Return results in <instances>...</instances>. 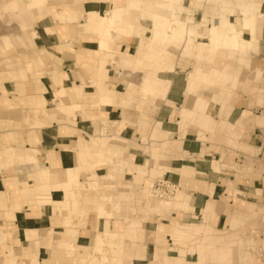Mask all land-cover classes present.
Masks as SVG:
<instances>
[{
  "label": "rangeland",
  "instance_id": "374dc122",
  "mask_svg": "<svg viewBox=\"0 0 264 264\" xmlns=\"http://www.w3.org/2000/svg\"><path fill=\"white\" fill-rule=\"evenodd\" d=\"M11 1H20V8L13 6L15 2H12V4ZM28 1L30 0H0V34H6L11 39L10 40L8 37H2L0 39V76H4V73L7 72L8 76L12 78V80L15 81L17 79V77L15 78V76L12 75L10 67L5 68V63L7 62H13L15 63V65L18 64L17 66H23L22 69H24V71L27 69V73H30L34 70H41L43 74H41V71L35 72L33 74L34 78L40 76V80L43 84H46L47 88L58 91L59 95H65V97L63 96V98H60V101H58V105L55 104L57 103L55 102L57 96L46 95V100L49 99L52 102V104L48 107L50 110H54L55 114H58L57 110H59V108L57 109V106L64 105L66 104V102L67 105L70 106L73 101L82 104V107L79 110L73 112L71 111V114L69 116H71L74 120L72 121V123H70L71 125L77 122V120L75 119V116H77V114L79 115L81 121H84L83 105L85 103L93 105L94 108H96V110L98 111L111 110V106L113 104L112 100L102 86V82L105 80L102 74V68L97 66L98 59L102 58V52H99V54L92 57V59L90 58L93 66L90 67V63L85 61L83 56V69L77 71L70 69V71H72L70 72L71 75L75 73L80 80H84V82L82 83H85L87 80H92L93 85L98 87L99 100L95 102H89L92 98H95L97 96H91L90 100H82L78 96L79 93L76 92L77 95L73 93L75 89L73 90L72 87L70 89L71 93L68 91V88H70L69 85H64V91L61 89L59 91L61 85V83L59 82V75L54 74L53 76L52 74V70H55L56 68L61 69L60 66L56 65V58L51 54L52 52L49 53L46 51L41 55L42 63H38L36 61V53L34 52L40 49L39 47L44 43L42 44L35 42L36 44L34 45L32 42H30V39L25 38V32L28 31L26 30L28 29L26 25L31 24V20L33 21V19L28 18V13L35 12L38 15V18H40L46 14H49L50 11L53 10L52 8L56 3L59 2V6H56V8L61 10L63 6L71 5L72 0H58L54 5L45 9H32L28 6ZM95 1L99 2V0ZM104 1L105 0H102L100 3H103ZM136 1L138 2V7L136 8L138 10H133L132 15L139 16L140 18H131L132 23L137 24L138 26L139 21L142 19L141 21L143 23V26L148 28L149 26H152L154 15L158 14L159 21L163 20V22L165 23V26H162V28L164 30H167L171 27L172 24L176 23L175 20L183 19L187 24L185 35H169V39H172L174 41L171 40V42L165 41L164 43H159V41H156L155 37H153L151 32L148 31V33L146 32L145 34L149 35L152 43V48L149 47L147 51L125 48L129 52H132L133 50L134 51L130 54L119 57L121 60V63H119L120 68L126 69L123 71V73L125 72L126 78L130 80H128V84L126 82L123 83L126 88L128 97L124 100L123 105L120 104V111H122L121 122L124 125L130 124L136 127L137 132L139 133V137L128 138L126 137V135L123 137L120 135V131L124 126L116 128V120H104L103 129L101 130V136L99 138L95 139L89 136L88 133L86 134L88 130H91L85 128V131H83V133L81 132V134L79 133L76 137L75 145L77 144V142L80 144H82V142H86L91 145V150L82 148L80 146L79 148H77L76 146L75 148H73L79 149L77 151L68 149L66 145L61 147V155H68L73 159L74 166L72 168L66 167V169H64L63 171L58 170V168H56L57 163L54 161V154L51 152H45L44 163L42 162L41 167L39 164V166L37 165V159L35 155H30V163L33 166L32 170L30 169L31 173L35 175L37 172L42 170L44 174H49L47 182H41L40 180L39 181L41 185L49 186L52 191L53 188H55L51 195L45 193L44 195L40 192H37L35 194L36 198L43 201L38 202L36 200V202H38L36 203V206H38V208H40L39 206H42L41 208L48 210L51 215H54V213H56V216H53L52 218V225L54 226V224H56L55 219L59 218L60 220L57 224L62 227V230L65 229V233H62L60 231V233H58L59 237L56 236V238L58 237V242L63 239L66 242V245L69 246H62L58 244V242H54L53 244L51 241V233H53V231L49 233V238L47 240L50 243H47L46 241L45 243L40 242L39 244L37 242V244H46V246L43 247H46V249L44 250L48 255H51L50 253L53 254L54 251H59V247L67 250V252L64 250V253H67V256L72 255V252L68 251H74V256L69 257L67 264H136L138 262L147 264V262L140 259L130 260L128 255L127 259L122 256L124 255L123 252L125 251L127 253H131L134 250H138L136 234L139 233L140 237V235H142V231L139 230L138 232H136L135 230L144 228L147 223V218H139L137 217L135 212L139 216L143 217L145 216V213L147 216L151 212H155L161 215L166 211L170 213V216H173L184 225H188L190 223H199L201 209L194 208L192 197L190 195V190L197 189V186L192 184L197 177L195 171L188 168H183L179 171H171L166 168V166L169 165L170 161H162L166 159L171 160L173 158L189 159V157L177 155L171 157L172 155L170 154L173 153V149L166 150L165 153L168 156L165 158L163 157V159L160 161L155 162L149 155L151 147L150 144H152V142L150 143V140L154 141L155 139H157V136L153 131L151 132L152 134H150V136L149 133L151 131V127L155 125L154 116L156 115L158 108L163 103L162 101L156 100L154 101V103L150 104L152 94L155 96H161L163 93L161 92L162 90L160 88L156 87L157 81L154 82L152 79V76L155 71H157V69L153 68L151 63L158 60H166L167 62V60L170 61L175 56L177 57L176 59H179L177 61L174 60V63L172 64H178V69L184 70L182 76L185 80L190 70L196 66L200 67V70L206 74H208V72L212 68H223V72L230 75V81L228 83V90L230 92L228 94V97H226L224 92L222 93V91H220L222 85V82L220 81H217L215 84H209L203 81H199L196 85L193 86L191 92H187L186 88L184 101L186 99V102H188L187 105H189L192 111H195V116L193 119H185L179 124L180 132L182 130H185L186 128H190L191 130L196 131L197 134H201L199 138L203 142L220 144L223 146L224 151H221L219 161H214V158H208L212 160L211 169L214 172H220L224 170V172L229 173L223 175V178H221L220 181V184L222 186L220 189L223 188V194L217 193L215 195L213 193L214 186L212 185L206 184V188L208 190V201L210 199V196H212L215 201L218 202L216 206V216L211 224V227L223 230V232L220 234L210 232L209 235H212L214 237L224 236L226 238L224 239V241L211 240L205 242L200 239H187L184 242L179 243L178 246L182 248V255L189 263L197 261L199 257L198 264H264V69L262 68L261 63L257 62L256 58H254L257 54L261 27L258 32L256 47L244 53H238L234 51H236V48L239 44L244 42V37L242 36V32H237L236 28L233 25H230L231 21H240L241 23H244V28H248L250 30V34H254V28L245 24V21L247 20V18L255 16L257 18V23L259 24V22L261 21V14L263 13L262 8L264 7V0H240L248 2V5L244 6L241 9H231L232 4H229V10L222 9L224 4L215 2L214 0H194L195 4L193 2L189 3L193 0ZM22 3L24 5L26 4L27 6H23ZM119 5H121V1L116 3V6ZM191 6L194 7L192 11ZM94 7H96V5ZM113 7H115V4ZM94 9L98 11V15H105V11H107L98 10V7ZM235 12L238 13V15H234ZM189 13H191V15L193 14V17L188 16ZM79 14L81 18L85 19L86 27L92 26V32H90V35H97L96 33L98 32V30L93 29L96 24L92 25L91 23L99 16H97L96 18L87 19L88 16L85 6L79 7ZM232 15L234 16L231 19L227 17H231ZM239 15L241 16V19L237 18V16ZM45 18H47V22H51L52 20L51 14L46 15ZM197 20L202 22V25L205 26L204 29H202V33L204 34L202 38L207 40L208 47L207 45L201 44L205 43L204 39L198 38V36H195L191 31V28L197 23ZM41 22L43 21L41 20L37 24ZM191 23L192 25H189ZM214 23H217L218 26L216 29H213V44H210L209 40L207 39V34L210 30L207 31V29L209 25L211 27ZM117 25L120 26L121 24ZM77 26L78 25H76L74 22L68 25L69 30L66 39L62 37L61 33H59L61 41L60 43L62 45L66 43H69L71 45L74 43L81 44V42L87 41L85 38H83L84 36L79 33V28H77ZM121 26L123 27V25ZM223 28L227 33L225 46L222 32ZM130 31L131 29L127 30L126 32ZM34 32L37 33L36 31ZM44 32L48 33L51 38H54L52 30L46 29ZM211 32L212 30L210 31V33ZM121 35L125 36L126 34L125 32L116 34V36ZM155 35L157 36V34ZM113 37H115V35ZM91 40L92 39L88 37V41L90 42ZM117 40L118 39L107 40L108 50L110 48V42L114 43V41ZM201 40L202 42H200ZM11 41H13L12 44ZM89 42H85L86 44L82 45L83 49L90 45ZM90 43H96V40H94V42L91 41ZM71 47H68L69 51L72 50ZM62 48L66 49L65 47ZM62 48H58L59 51L62 50ZM181 48L183 50L180 57L178 54ZM78 49H81V47ZM95 49H92L93 53L96 52ZM206 51L209 58L204 57L200 59V55L202 53H205ZM79 52L81 51L79 50ZM194 52L195 57L193 58L192 53ZM127 68H130L131 70L141 71L142 74H138L139 78L141 77V79L137 84L133 82L135 80L133 78L134 73L130 72L131 70ZM230 72H232V74ZM196 73H198L197 69ZM120 75V77H124L122 73ZM207 76H209V78L212 77L210 74ZM34 78L30 76V79H25V82L17 84L19 89L18 92H20L19 94L21 98H19L18 100L11 98V101H13V105L11 107H5L6 111L8 112L1 113L0 119H5L6 116L8 118H14L15 120L20 119L22 120V122L28 123L30 127H34V129L40 130L41 128H44L48 132L51 129L52 124H54L55 122L60 123L63 121V119L45 122L42 121V119H37L36 116H34V114H37L36 112L34 114L32 112L22 113L23 111L30 110L28 97L31 87L33 85H35L36 87H40L41 85H43L40 81H37V79L34 80ZM51 78L56 80H52ZM73 78L74 76L71 79ZM139 78H137V80H139ZM71 79L69 78L65 81H69ZM113 80L116 82L115 90H121V79L115 77L113 78ZM55 81L58 84H55ZM90 87L88 88L90 89ZM102 94L107 95L108 98L100 99ZM134 95H138V98L136 99ZM202 96L206 97L203 98ZM225 97L227 99L226 102L229 107H232V109H243V111L248 110L254 116L258 117V119L252 121L250 120L249 122L244 123V126H242L241 128H234L231 131L234 132L233 134L230 131L228 132V130L226 131L224 129H221L220 127L213 128L212 130L203 127L199 120V115L201 113L204 114L207 112V115L211 114V116L214 117L215 113L217 112V117L220 111V105L218 101ZM35 104V107L39 106L40 108H44L45 101L37 100ZM197 105H200L201 107L203 106V110L197 109ZM1 107L2 103L0 102V108ZM54 107L56 108L52 109ZM143 107H146L147 111H143ZM123 109H125L127 115L124 113ZM92 122L93 121H91L90 123ZM97 126H99V124ZM19 128L21 129L22 127L20 126ZM251 130H258V133L260 135L258 144L255 147L248 146L246 140L243 137V133L247 134ZM43 134L46 137L47 133ZM166 136L169 143L171 142L170 144H174L172 140H169L167 134ZM127 140V153L123 154V156L121 157L117 156L116 162L121 161L123 158L125 162L129 164L133 163V157L132 155H130V153H128V151L131 148V145L132 147H136V142L138 141H140V146H137V148L140 149L142 157H144L145 160L147 159V170L149 171V174L147 175L148 178H143V180H141L140 183L136 185V187H134V184H129L134 177L133 174L135 173V171L127 169V165L124 167L125 170L123 171L126 174H129V177L126 178L128 183L122 184L119 178H115L116 175L120 174V171L117 169L113 161V159L116 158V156L114 157V155L122 151V148H124V144ZM11 143L12 139L10 134L7 135V137L0 135V144H9L8 146L12 150V154L14 155V157L18 159L20 163H22V152L17 151L14 147L11 148ZM107 147L115 150V152H111L110 156L108 154V158L102 159L99 152L103 149L108 151ZM228 150H230L231 152ZM39 154L42 156L41 153ZM25 155L28 156V154ZM201 156H203V154H201ZM214 162H217L219 164L217 169H215L214 167ZM143 163H145V161L142 162V164ZM100 164L103 165L99 166ZM157 165L160 167L163 166V168H156ZM152 168L156 169L151 170ZM88 170H93L92 174L95 173V170L98 171L97 173H95V176H92L90 174H87ZM183 170H186L190 174H192V176L190 177L191 180L187 184L188 186L182 185L181 174ZM172 172H175V174H173ZM122 173L123 172H121V174ZM170 174H172V176ZM64 177L68 181L67 184L64 183ZM176 177L177 179H175ZM145 180L147 182H145ZM158 180H165L173 185V192L170 196L161 197L158 194H155L153 186ZM147 187L149 191L143 196V190H145V188ZM183 188L185 190V193L190 196L187 202V204H189L190 206V209H179L173 211L174 206H176L179 200L182 199L181 192ZM119 191L125 194L121 196L119 195ZM58 196L59 199H56ZM47 197L49 201L45 200ZM31 200H34L35 202L34 198H32ZM97 207L108 209L107 212L109 213V215L105 217L103 216L102 219L107 220V223H113L112 229L110 228V231H117L119 228V231H122L124 234L122 238L112 236L106 231V227L104 228L101 226V224L98 223L97 218L99 216L96 210ZM232 209H238L241 211V213H239V216L237 218H234V227L232 228L234 230L231 233L224 232L231 221ZM219 214L222 215V221L216 225V221L218 219L217 217ZM164 216L165 215H163V217L160 216L159 218L164 219L165 221L162 222H165L166 226H169L170 221L168 220V218H164ZM151 223L152 225H150L151 228L149 230L154 231L153 229H155L156 223ZM81 228L87 230V232L85 231L84 234L85 236L89 235V239L87 240H89L90 242H86L88 243L86 245L75 244V247H73L72 244L75 243L74 241L76 239H73L72 233L73 231ZM149 230L145 233L144 238L151 237V232ZM32 231L34 230L26 227L24 228V232L29 234L32 240H34ZM199 231L204 232L203 230ZM93 232L94 237L92 238ZM189 233L193 236L194 234L198 233V231H190ZM42 234L44 235L45 232H43ZM124 240L127 242L125 247H123ZM114 242H117V244L120 245V248H116V246L113 245ZM97 244L101 248L100 251H98L96 248ZM177 244L178 243H176L171 238V236H169V233H166L160 241V246L164 248L168 256L172 257H177L180 255L178 252L172 249L173 247L177 246ZM154 245L155 244L153 242L146 241L145 246L147 249V253L149 254V256L147 257V261L150 258L151 250ZM32 247L34 253L32 256L34 258H37L38 251L42 248L40 246H35L34 241H32ZM197 247L198 254H195L194 250H196ZM202 255L203 257L201 258ZM9 256L11 257V249L9 252ZM31 264H34L33 258L31 259Z\"/></svg>",
  "mask_w": 264,
  "mask_h": 264
},
{
  "label": "crops",
  "instance_id": "0c3cea01",
  "mask_svg": "<svg viewBox=\"0 0 264 264\" xmlns=\"http://www.w3.org/2000/svg\"><path fill=\"white\" fill-rule=\"evenodd\" d=\"M102 0H99V2H96L95 0H72L71 5L63 6L61 10L57 9L56 6H59V2L54 5L52 8L53 10L50 11L49 14H51L52 20L51 22H47L46 14L40 18H38V15L35 12L28 13V18L33 19L31 20V24L26 25L28 29L26 30H34L37 33H40L42 30L45 29H51L53 33V37L45 40L46 42L43 44L47 48L52 50V55L56 58V65L60 66L62 71L67 73L70 77V79L74 76L73 79L69 80V87L68 91L70 92L71 87L74 90V94L79 93L78 96L82 100H90L91 96H97L95 98H92L89 102H95L99 100L98 94L99 89L97 86L93 85V81L87 80L85 83L84 80H80L78 76L74 73L73 75L70 74V69L77 71L83 69V56L91 58V54L88 50V48H85L86 50L83 51V53L79 52V49L77 48L78 45H83L88 43V38L86 35L92 32V28L86 27L85 19L80 17L79 14V7L85 6L87 11V19L90 18H96L98 15V11H96L94 8L98 7L100 5V2ZM121 1V5L124 0H105L103 2V9L109 10L110 7L113 8L114 4ZM193 2L195 4V1H190L189 3ZM96 5V7H94ZM206 5V3H205ZM194 7L191 6V11ZM194 12V11H193ZM262 14H261V21L259 24L254 27V34H250V30L248 28H244V23H241L240 21L232 22L230 25H233L237 30H240L242 32V36L244 37V42L239 44L236 48V51L238 53H244L248 50H251L256 47L257 44V36L259 29L260 30V39L258 43V49L256 54V61L261 63L262 68L264 69V7L262 8ZM190 14V15H189ZM188 16L193 17L191 13H189ZM234 15H238V13H234ZM234 15L227 16L228 18H232ZM37 17V18H36ZM241 16H237V18H240ZM130 18H140L139 16H133L132 11L130 12ZM236 18V19H237ZM263 19V22H262ZM43 21L39 24H37L39 21ZM142 20V19H141ZM139 21L138 26L137 24H134L131 31L127 32L125 36L120 38L118 41H114V43H110V48L107 52H102V58H99L97 61V66L102 68V74L105 78V80L102 82V86L105 89V92L109 94L110 99L112 100V106L111 110L109 111H98L96 108H94L93 105L85 103L84 106V114L83 118L84 121H81L79 115L75 116L77 122L72 123L73 118L69 116L71 114V111H75L73 108H71L70 105L64 104L61 106H57V109L59 108L58 114L56 113L54 116V120L60 119L63 121L60 123H54L51 125V129L47 132L46 129L41 128L34 129V127H30V125L26 122H22V120H15L14 118H8L6 116L5 119H0V135H4L7 137V135L10 134L12 143L11 147H14L17 151H20L21 149V156H22V163L18 161L12 154V150L8 145L0 144V264H31V259L34 258L32 255L33 253V247H32V238L29 234L24 232V228H30L35 231V235L37 237L38 244L45 243L49 238V233H51L52 236V243L58 242V233L60 231L62 233H65V229L62 230V227L57 224L59 223V218L55 219L56 224L54 226L52 225V218L53 216H56V213L54 215H51V213L48 212V210L44 208H38L36 206L39 199L36 198L35 194L37 192H40L41 194H50L53 193V191L50 189L49 186H43L41 185L39 179L31 173L32 170V164L30 163V155L34 154L37 159V165L39 164L40 167L42 166V162L44 163V155L45 152H51L54 154V161L57 163L58 170L63 171L66 169V167L72 168L74 166L73 159L69 157L68 155L62 156L60 153V149L62 146H67L68 149L77 151L79 149H73L75 146L77 148H87L88 150H91V145L86 142H82V144L78 143L75 145L76 137L77 135L85 129H90L91 131H87L89 136L93 138H99L101 136V130L103 129V122L106 121H117V127H123V129L120 131L121 136H125L128 138H137L139 137V133L137 132L136 127L133 125L122 124L121 120V113L120 111V104L123 105L124 100L128 97L126 88L123 85L124 82L127 84L129 83L126 78V73L123 71L126 69H121L120 64V56L122 54H130L134 50H142L147 51L149 47H151L152 43L149 38V35L145 34L146 32L150 30L151 26L148 28L143 26L142 21ZM77 21V22H76ZM149 21V20H148ZM74 22L79 28V33L84 36L87 41L81 42V44H61L59 33L62 34L63 38H67L68 36V25ZM262 23V25H261ZM121 24L124 27L127 26V24H123L122 22L115 23ZM119 27H122V26ZM189 25H192L189 24ZM229 25V24H228ZM210 26V25H209ZM209 26L207 31L209 30ZM205 26L202 25V22L197 20V23L191 28L192 33L195 36H198V38H202L204 35L202 33V29H204ZM2 37H8V35L0 34V39ZM9 38V37H8ZM10 39V38H9ZM11 40V39H10ZM205 44L207 42L206 39H204ZM50 41V42H47ZM126 41V42H125ZM13 41H11L12 44ZM202 42V40L200 41ZM90 43V42H89ZM122 44V45H121ZM77 45V46H74ZM42 46V45H41ZM53 46V47H52ZM72 46V47H71ZM65 47L66 49L62 48ZM68 47L72 50H68ZM208 47V45H207ZM58 48H62V50L59 51ZM127 49H134L132 52H129ZM152 48V47H151ZM183 48V47H182ZM179 52V56L181 57L182 49ZM58 49V50H57ZM232 49V48H231ZM235 50V49H234ZM84 54V55H83ZM254 55V54H253ZM171 56V54H170ZM193 58L195 57V52L192 53ZM255 56V55H254ZM209 58L207 55V51L205 53H202L200 55V59L202 58ZM54 58V59H55ZM177 57H173L172 60L166 62V60H158L156 62H152L151 65L153 68L157 69L155 73L152 76V79L154 82L157 81L156 87L160 88L163 92L161 96H155L152 94L151 97V103H154V101H162V105L158 108L156 115L154 116V123L151 127V131H153L154 134L157 136V139L154 141H151L152 144H150V151L149 155L152 160L160 161L163 159V157H167L168 155L165 153L168 149H173V153L171 157L174 156H185L189 157V159L186 158H176V159H166L162 161H170L169 165L166 166L168 170L171 171H179L183 168L193 169L195 171V174L197 175L196 179L192 184L197 186L196 190H190V195L192 197V202L194 204V208L201 209L200 214V221L199 223H190L188 225H184L181 222H179L177 219H175L173 216H170V213L166 212L164 214H157L155 212H151L148 216L145 213V216H139L136 212L135 214L139 218H147V223L144 228L136 229L135 231L138 232L139 230L142 231V235L139 237V233L136 234L137 244H138V250H134L131 253H127L126 251L123 252L124 256L127 259L128 257L135 260H142L147 262V264H198L197 261L194 262H187L182 255L183 250L181 247H179V243L184 242L187 239H193V240H202V241H211V240H220L224 241L226 237L224 236H217L214 237L212 235H209L210 232H215L216 234H220L223 232V230L215 229L211 227L212 222L214 221V218L216 216V206L218 202L215 201V199L210 196V199L208 201V190L206 188L207 185L214 186V194L217 193L223 194V188L220 189L222 186L220 184L221 178H223V175L229 174L228 172H224V170L220 172H214L211 169V159L208 158H214V161H219L221 151L223 150V146L220 144H211L209 142H203L199 137L201 134H197L196 131L191 130L190 128H186L185 130H182L180 132L179 124L184 121L185 119H193L195 116V111H192L187 105L188 102H186V99L184 101V94L187 88V92H191L193 89V86L197 84V82H206V83H216L217 81L222 82L220 91L222 93L224 92L226 97H228L229 90H228V83L230 81V75L225 74L222 69L218 68H212L208 72V74L203 73L200 70V67H194L190 70L189 74L186 77V80L182 76V73H184V70L178 69V64L173 65L174 60ZM55 61V60H54ZM165 61V62H164ZM21 64V63H19ZM15 63L7 62L5 63V68L10 67L12 75L17 77V79L14 81L9 76H0V102L2 103V107L0 108V114L8 112L6 111L5 107L12 106L13 101H11V98H14L15 100H18L21 98L20 92L18 89L17 84H20L21 82H25V79H30V76L34 78L33 74L35 72H39L41 70H34L30 73H27L26 70L24 71L23 66H17ZM60 69V68H58ZM60 69V70H61ZM131 70L130 68H127ZM173 69V70H172ZM196 69L198 70V73H196ZM187 70V69H186ZM4 72V71H3ZM130 72L134 73V81L136 84L140 81L141 77L139 78V73L141 71L138 70H131ZM261 72V71H260ZM123 74L124 77H120V74ZM232 74V72H230ZM32 74V75H31ZM41 74L42 71H41ZM211 75L212 77L209 78L207 75ZM4 77V78H3ZM43 77V76H42ZM120 78L122 81V89L119 91L115 90L116 82L113 80V78ZM39 78V79H38ZM40 76L37 78V81L40 80ZM139 78V80H137ZM5 79V80H4ZM221 79V80H219ZM127 80V81H126ZM4 81V82H2ZM6 81V82H5ZM130 81V80H129ZM137 81V82H136ZM34 82V81H33ZM36 82V81H35ZM164 82V83H163ZM55 84H58L56 81ZM43 84V83H42ZM187 84V86H186ZM92 85V86H91ZM91 86V87H90ZM84 87V88H83ZM90 87V89L88 88ZM16 88V89H15ZM87 89V91H86ZM90 90V91H88ZM159 92V91H158ZM29 97L28 102L30 104V110L29 111H23L22 113L31 112L35 108V102L37 100H44L45 106L44 108L49 109L48 107L52 104V102L47 99L46 97L48 95H54L57 96V99L55 104L58 105V101H60V98L65 97V95H59L58 91L51 90L50 88H47L46 84L41 85L40 87H36L33 85L31 89L29 90ZM71 93V92H70ZM47 95V96H46ZM103 98H108L107 95L102 94ZM135 96V95H134ZM136 99L138 98V95L135 96ZM140 97V96H139ZM205 98L206 96H202ZM226 97L219 100L220 105V111L216 117L217 112L215 113V116H211V114L207 115V112L204 114L199 115V120L203 127L207 129H213L220 127L221 129L228 130V132L232 131L234 128L238 127L241 128L244 126V123L249 122L250 120H257L258 117L254 116L250 111L243 109H237L232 107H229V105L226 102ZM59 98V99H58ZM82 107V106H81ZM80 107V108H81ZM148 107V106H146ZM146 107H143V111H147ZM56 107L52 108L55 109ZM197 109L203 110V106L200 105L196 106ZM232 109V110H231ZM191 110V111H190ZM124 113L127 115L125 109H123ZM132 111V110H131ZM243 111V112H242ZM242 112V114H241ZM145 113V112H142ZM241 114V116H240ZM264 116V115H263ZM240 117V118H239ZM214 118V119H213ZM93 121L92 123H90ZM99 122V123H98ZM260 123V122H259ZM99 124V126H97ZM261 124V123H260ZM92 125V129H91ZM160 125V126H159ZM22 127L21 129L19 127ZM85 128V129H84ZM161 128V129H160ZM53 129V130H52ZM52 130V131H51ZM71 134H70V132ZM163 132H162V131ZM46 131V132H44ZM39 134H38V133ZM92 132V133H91ZM169 137V140H172L174 144H170L168 141V138L166 134ZM43 133H47L46 137ZM98 133V135H97ZM232 134L234 132H231ZM48 135V136H47ZM9 137V136H8ZM243 137L246 140V143L250 147H255L258 144V140L260 138V135L258 133V130H251L249 133H243ZM149 138V137H148ZM74 142V143H73ZM74 146H73V144ZM154 143V144H153ZM127 144L128 140L124 144V148H122V151L118 152V154H115L113 159L115 166L120 171V174L116 175V179H120L122 184H126L127 177H129V174H126L123 170L124 167L127 165L129 170H134L135 173L133 174V179L130 181L129 184L138 185L143 178H148L149 171L147 170V159L145 160L144 157H142V153L140 152V149L137 148V146H140V141L136 142V147H132L129 149L128 153L132 155L133 157V163H127L123 160L117 161V156H123V154L127 153ZM134 145V144H133ZM108 148V154L110 156L111 152H115V150ZM230 151V150H228ZM231 152V151H230ZM41 153L42 156L39 154ZM25 154H28L26 156ZM203 154V156H201ZM33 155V156H34ZM199 157V158H198ZM119 158V157H118ZM142 164V162H144ZM17 166H16V165ZM38 165V166H39ZM30 166V167H28ZM219 164L217 162H214V167L217 169ZM107 167V166H104ZM7 168V169H6ZM156 168H163L160 166H156ZM156 168H152L151 170H154ZM6 169V170H5ZM31 169V170H30ZM98 169V168H97ZM105 170V169H104ZM98 170H95L94 172L97 173ZM183 170L181 174V181L182 185L188 186L187 184L191 180L192 174H190L188 171ZM93 170H88L87 174H90L92 176H95L96 174H92ZM121 172H123L121 174ZM175 174V172H172ZM85 174V173H82ZM232 174V173H230ZM172 176V174H170ZM199 176V177H198ZM177 179V177L175 178ZM180 180V178H179ZM145 182H147L145 180ZM196 183V184H195ZM202 184V186H201ZM148 187L143 190V196L148 193ZM74 193V192H72ZM44 194V195H45ZM125 193L119 191V195H124ZM182 199L179 200L176 206H174V210L179 209H190L189 204H187L189 195L185 193L184 188L182 189ZM32 198L35 199L31 200ZM124 198V197H123ZM30 199V200H29ZM59 199V196L56 198ZM208 201V202H207ZM207 202V204H206ZM206 204V206H205ZM205 206V207H204ZM144 208V203H143ZM75 209V208H72ZM135 209V208H134ZM50 210V209H49ZM54 210V209H53ZM145 211V209H144ZM232 218L229 223V226L224 232H232L234 229V218H237L239 216V213H241L238 209H232ZM164 218H168L170 221V225L166 226L164 219H160L159 217L162 216ZM243 217V216H242ZM216 225L219 224V222L222 221V215L219 214L217 217ZM150 220V221H148ZM58 221V222H57ZM151 222L156 223L155 229L149 230L151 228L150 225H152ZM25 226V227H24ZM29 226V227H28ZM113 223H109L108 229H112ZM37 229V230H36ZM145 230V232H144ZM151 232V237L144 238L145 233L147 231ZM199 230H203L199 231ZM87 232L86 229H77L73 231V239L75 240L72 244L73 247L76 245H86L90 241L89 235L84 234V232ZM190 231H195L198 233L194 234L193 236L189 233ZM45 232L43 235L42 233ZM169 233V236L178 243L177 246L173 247L172 249L178 252L179 256H168L164 250L163 247L160 246V241L163 238V236ZM87 234V233H86ZM203 235V236H202ZM56 236H58L56 238ZM94 237V232L92 234V238ZM199 237V238H197ZM127 238V237H126ZM146 241L153 242L155 245L153 246L150 254V258L147 261V257L149 254L147 253L146 249ZM88 242V243H86ZM47 243H50L47 241ZM27 244V245H26ZM58 244L62 246H69L66 245V242L62 239ZM127 242L124 240L125 247ZM42 249L38 251L37 255V264H63L62 258L58 256V251H54L53 254L49 256L46 254V244L39 245ZM53 247V245H52ZM11 249V257L9 256V252ZM27 249V250H26ZM200 249V247H199ZM195 254H198V247L196 248ZM67 252V250H66ZM72 252V255L66 256H74V251H68ZM54 255V256H53ZM203 255L201 256V258ZM13 258V259H12ZM202 260V259H201ZM136 264H142V262H138ZM201 264V263H200Z\"/></svg>",
  "mask_w": 264,
  "mask_h": 264
},
{
  "label": "bare ground",
  "instance_id": "6f19581e",
  "mask_svg": "<svg viewBox=\"0 0 264 264\" xmlns=\"http://www.w3.org/2000/svg\"><path fill=\"white\" fill-rule=\"evenodd\" d=\"M56 1H58V0H30V1H28L29 3H27V4L32 9H40V8L41 9L42 8L45 9V8H48V7H51L52 5H54ZM214 1L218 2V3H221V4H224L222 9H228V10L230 9L229 4H232L231 5L232 6L231 9H241L244 6L248 5V2L240 1V0H214ZM12 2L13 3L15 2V3L13 4ZM11 3L15 7H19V5L21 6L20 1H17V2L16 1H11ZM23 6H27V5L23 4ZM102 7H103V3H100V5H98V10L103 11L104 9ZM137 7H138V2L136 0H124L123 3H122V6H116V3H115V7L110 8L109 10L105 11V15H99V17L91 23L92 25L96 24V26H94L93 29H97L98 30V32L96 33L97 35H95V34L90 35V33H89V34L86 35L87 37H85V38L90 37V39H92L91 40L92 42H94V40H96V43H89L90 45H88V47H86V48L90 47L89 48V52L91 54V59H92V57L98 55L99 52H107L108 51L107 40H113V39L114 40L115 39L120 40V38L123 37L124 35L116 36V34L123 33V32H125V34H126L127 30L132 29L134 23L131 22L130 12L135 10ZM29 10H30V8H29ZM136 10H138V9H136ZM161 21H159V15L155 14L153 22H152V26H151V28L149 30L151 32V34L153 35V37H155L156 41H159V43H164L165 41L171 42L172 39H169L170 38L169 35H176V36L177 35L178 36H184L185 35L187 24L184 22L183 19L175 20L176 23L172 24L171 27L168 28L167 30H164L162 28V26H165V23L163 22V20H161ZM117 22H122L123 24H127V26L119 27L118 25L115 24ZM165 22H167V21H165ZM245 22H246L245 24H247L248 26L253 27V28L258 25L257 18L255 16H252L251 18H247V20ZM217 26H218L217 23L212 24L211 27L209 26V30L210 31L212 30L211 33L209 31L208 34H207V39L209 40L210 44H213V36H214V33H213L214 30L213 29H216ZM45 30H42L40 33H35L34 30H31V31L28 30L27 32H25L26 33L25 34V38L30 39L31 40L30 42H32L34 45L36 43H42L43 44V43L46 42L45 40L51 38V36L48 33L44 32ZM236 31L237 32H241L240 30H237V29H236ZM222 32H223V37H224L223 39H224V46H225L226 40H227V36H226L227 33L224 30V28H223ZM155 34H157V36ZM112 35L113 36L115 35V37H113ZM172 41H174V40H172ZM47 42H50V41H47ZM110 43H112V42H110ZM201 44L208 45V42L206 44L205 43H201ZM66 45H68V44H66ZM74 46H77V45H74ZM78 46H80V45H78ZM78 46H77V48L81 47V49H79L81 51L80 53H83V51L86 50V49H83L82 45L80 47H78ZM39 48L40 49L36 50L34 53H36V61L38 63H42L41 55L44 54L46 51L50 53V52H52V50L47 48L46 46H43V45L40 46ZM92 49L93 50L95 49L96 52L93 53ZM124 55H126V54H122V56H124ZM84 59H85V61L90 63V67L93 66L92 62L90 61V58L84 57ZM52 71H53L52 72L53 76H54V74H58L59 75V82L61 83L59 91H60V89L64 91V89H63L64 85L68 86V83H69V81H65V80H68L71 76H69L67 73L63 72L62 70H60L58 68H56L55 70H52ZM4 74H5V76H8L7 72H5ZM51 79L52 80H56V79H53V78H51ZM86 91H87V89H86ZM72 99H73V97H72ZM100 99H106V98H103L101 96ZM66 104H67V102H66ZM81 106H82V104L77 103L76 101H73L72 104H71V108H73L75 111L79 110ZM31 112L33 114L36 112L37 114H34V116H36L37 119H42V121L51 122V121L54 120V116H55V111L54 110H50V109H46V108H40L38 106V107H35V109L33 111H31ZM20 151H21V149H20ZM99 154H100L102 159L108 158L107 157L108 156V151L105 150V149L101 150L99 152ZM21 161H22V156H21ZM103 163H104V161H103ZM101 165H103V164H100L99 166H101ZM35 176L41 182H47V180H48L47 178H49V174H44V172L42 170L37 172L35 174ZM63 179H64V183L67 184L68 181L66 180V178L64 177ZM54 190H55V188H53V191ZM45 200L49 201L48 197ZM39 201L42 202L43 200H38V202ZM45 204H47V203H45ZM39 207L41 208L42 206H39ZM48 207H49V205H48ZM96 210H97V213H98V216H99L97 218L98 219V223L101 224L102 227H104V228L106 227V229H107L106 231L109 234H111L112 236L122 238V236L124 234H123L122 231H119V228H118L117 231H110L108 229L109 223H107V220H103L102 219L103 216L105 217V216L109 215V213L107 212L108 209H105V208L102 209V208H98L97 207ZM32 236L34 238L33 241H34L35 246L38 247L39 245L37 244V237L35 235V231H32ZM97 245H96V248H97L98 251H100L101 248H100L99 245L98 246ZM113 245L116 246V248H118L120 246V245L117 244V242H114ZM58 250H59L58 251L59 252L58 256H60L61 258L64 259V260L61 259V260H63L64 264H67L69 257H67L66 254L64 253L65 249L62 248V247H59ZM71 250H72V247H71ZM33 262H34V264H36L37 263V258H33Z\"/></svg>",
  "mask_w": 264,
  "mask_h": 264
},
{
  "label": "built area",
  "instance_id": "2783aa9c",
  "mask_svg": "<svg viewBox=\"0 0 264 264\" xmlns=\"http://www.w3.org/2000/svg\"><path fill=\"white\" fill-rule=\"evenodd\" d=\"M173 185L165 180H158L153 186L155 194L161 197H168L173 192Z\"/></svg>",
  "mask_w": 264,
  "mask_h": 264
}]
</instances>
